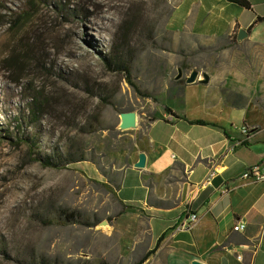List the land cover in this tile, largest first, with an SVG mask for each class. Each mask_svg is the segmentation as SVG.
Instances as JSON below:
<instances>
[{"label":"rangeland","instance_id":"rangeland-1","mask_svg":"<svg viewBox=\"0 0 264 264\" xmlns=\"http://www.w3.org/2000/svg\"><path fill=\"white\" fill-rule=\"evenodd\" d=\"M28 1L0 0V264L41 258L52 264H134L146 250L148 226L137 209H120L119 151L142 137L143 121L178 99V69L180 80L191 70L223 79L235 66L234 74L259 86L264 50L180 40L165 29L173 0H47L14 28ZM127 15L135 19L126 39L135 88L102 63ZM102 17L109 21L100 25ZM26 49L33 61L14 84L3 61ZM29 90L52 104L35 125L27 119ZM124 113L135 115L134 128L120 129ZM29 139L41 155L56 149L83 154L84 174L33 162ZM60 211L77 214L79 222L43 224Z\"/></svg>","mask_w":264,"mask_h":264},{"label":"crops","instance_id":"crops-1","mask_svg":"<svg viewBox=\"0 0 264 264\" xmlns=\"http://www.w3.org/2000/svg\"><path fill=\"white\" fill-rule=\"evenodd\" d=\"M249 1L251 10L226 0H173L165 29L180 40L264 50V21L255 24L264 0ZM231 68L223 79L210 76L204 84L198 73L194 84H177L178 99L143 121L142 137L119 151L120 209H137L148 226L146 250L135 263L161 239L143 264H264V183L242 178L264 161V106L256 101L264 102V82ZM193 121L206 125L187 123ZM140 154L145 166L138 170ZM182 223L189 225L178 231ZM240 224L244 230L233 231Z\"/></svg>","mask_w":264,"mask_h":264},{"label":"trees","instance_id":"trees-1","mask_svg":"<svg viewBox=\"0 0 264 264\" xmlns=\"http://www.w3.org/2000/svg\"><path fill=\"white\" fill-rule=\"evenodd\" d=\"M47 0H29L26 9L18 15H15V20L12 23L14 28L19 27L22 23H26L34 14H36L37 9L40 5L46 3ZM230 3L238 5L239 7L244 8L245 10H251L252 2L249 0H226ZM264 21V16L256 17L255 24ZM135 19L129 15L125 16L122 19L117 32V39L115 44L113 45L110 52L102 58V63L105 70L112 74H118L124 76L127 83L135 88L131 83V75H130V61L131 57L128 54L126 39L131 31V28L134 26ZM30 50L26 49L23 53H19L16 55H12L7 57L4 61V71L10 78L12 79L14 84L21 83L22 74H24L27 69H29V62L33 60H28V55ZM36 66L40 67L41 70L44 69V66L41 65L38 61H36ZM183 80L177 81V84H183ZM33 95L31 96L28 103V114L29 117L28 123L31 125H35L38 120L45 114V112L49 111L52 107L51 101L48 97H44L40 92H34L33 90H29ZM165 112L170 113V110L165 108ZM189 125H206L203 121H193L187 122ZM214 126V125H211ZM18 132V131H17ZM28 144V152L32 157L33 162L39 163L43 168L55 169V170H64L71 169L73 171H77L81 174H84L83 163H86L83 154L74 153H61L58 149L53 151L49 155H41L39 153L36 142L33 139L26 140ZM17 144H20L18 142ZM264 164V161L261 163ZM105 189L109 192L112 190L107 186L103 185ZM79 216L74 213H67L65 211H60L59 215L56 219L48 222H44L45 226L57 225L64 226L68 224H76L78 223ZM161 239H158L156 244L147 252L142 259H140L135 264H143L151 255L154 254L157 249ZM19 264H52L50 261L41 258L39 260H28L21 261ZM88 264V263H85Z\"/></svg>","mask_w":264,"mask_h":264},{"label":"water","instance_id":"water-1","mask_svg":"<svg viewBox=\"0 0 264 264\" xmlns=\"http://www.w3.org/2000/svg\"><path fill=\"white\" fill-rule=\"evenodd\" d=\"M243 36H245V33L241 31L239 35L237 36V39L241 40ZM181 78H182V73H181V70L178 69V74L175 77V81H178ZM197 79H198V73L196 71H192L190 72L189 76L185 79V83L187 85H191V84H194ZM201 82L206 84L208 82V77L206 75H203ZM135 123H136V117L133 113H124L120 115V125H119L120 129L128 130V129L134 128ZM144 166H145V156L143 154H140L138 156L137 163L134 165V168L140 170V169H143ZM101 225L104 226L105 223H102ZM192 264H199V263L194 262Z\"/></svg>","mask_w":264,"mask_h":264},{"label":"built area","instance_id":"built-area-1","mask_svg":"<svg viewBox=\"0 0 264 264\" xmlns=\"http://www.w3.org/2000/svg\"><path fill=\"white\" fill-rule=\"evenodd\" d=\"M242 130H243V132H245L244 129H242ZM212 178H213V174L209 173L207 175V177L205 178V180L203 181L202 185H204V186L209 185ZM242 178L246 179V180H251V181L256 182V183H264V164L263 165H257V166H254L252 168L247 169L243 173ZM188 220H189V223H194L197 220V217L194 214H190ZM188 225L189 224L182 223L181 225H179V228L177 230L178 231L186 230ZM243 230H244V226L241 224L236 225L233 228V231H235V232L243 231Z\"/></svg>","mask_w":264,"mask_h":264},{"label":"bare ground","instance_id":"bare-ground-1","mask_svg":"<svg viewBox=\"0 0 264 264\" xmlns=\"http://www.w3.org/2000/svg\"><path fill=\"white\" fill-rule=\"evenodd\" d=\"M108 21L109 20L106 17H102V20H101L102 23H100V25H102L103 23L108 22ZM92 25H94V24L92 23ZM96 27H97V25H96Z\"/></svg>","mask_w":264,"mask_h":264}]
</instances>
